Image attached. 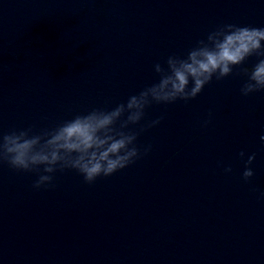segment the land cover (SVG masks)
Instances as JSON below:
<instances>
[{"label": "clouds", "instance_id": "obj_1", "mask_svg": "<svg viewBox=\"0 0 264 264\" xmlns=\"http://www.w3.org/2000/svg\"><path fill=\"white\" fill-rule=\"evenodd\" d=\"M252 56L257 57L256 63L250 69L240 68ZM238 68L240 72L236 74L246 77L240 88L242 96L264 91V27L218 26L186 54L169 55L164 65L155 64L158 82L111 109L93 108L39 131L33 127L0 130V165L35 173V190L54 187L56 173L65 170H74L84 183L94 184L98 178L128 168L151 151L150 145L137 144L138 136L147 127L158 125L163 116L142 125L147 108L193 100L213 78L222 80ZM210 123L211 113L202 126ZM135 125H140L139 130L130 128ZM239 155L243 158L245 153L241 151ZM254 159L253 154L245 161L242 178L246 182L254 175Z\"/></svg>", "mask_w": 264, "mask_h": 264}]
</instances>
